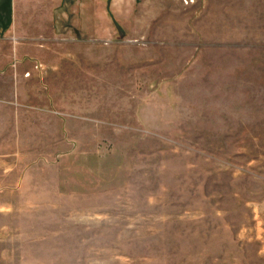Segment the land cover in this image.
Listing matches in <instances>:
<instances>
[{"label": "rangeland", "instance_id": "1", "mask_svg": "<svg viewBox=\"0 0 264 264\" xmlns=\"http://www.w3.org/2000/svg\"><path fill=\"white\" fill-rule=\"evenodd\" d=\"M53 5L0 93V264H264V0Z\"/></svg>", "mask_w": 264, "mask_h": 264}, {"label": "crops", "instance_id": "2", "mask_svg": "<svg viewBox=\"0 0 264 264\" xmlns=\"http://www.w3.org/2000/svg\"><path fill=\"white\" fill-rule=\"evenodd\" d=\"M59 1L62 3V0H12L11 25L5 29L0 24V93H21L20 84L27 77L25 73L30 71L37 75L40 69L33 68L34 64H48L43 56L53 50V39H63L60 37L63 30L59 27L64 25V16L68 18V14H64L62 10L55 11L53 3ZM21 3H28L30 9L21 13ZM96 5L99 13L93 21L94 36L97 34V38L101 39V6L98 3ZM26 17L30 20L29 24L36 27V31L28 32L24 21ZM66 43L69 41L60 40L61 46ZM11 103L15 105V102Z\"/></svg>", "mask_w": 264, "mask_h": 264}]
</instances>
